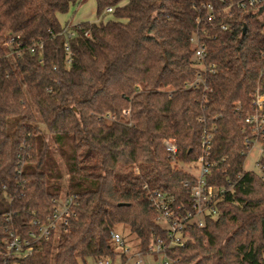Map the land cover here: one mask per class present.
<instances>
[{
    "label": "trees",
    "instance_id": "trees-1",
    "mask_svg": "<svg viewBox=\"0 0 264 264\" xmlns=\"http://www.w3.org/2000/svg\"><path fill=\"white\" fill-rule=\"evenodd\" d=\"M84 1L0 0V254L10 233L37 230L63 195L74 196L67 223L29 264L113 259L112 231L142 252L166 243L151 195L190 207L195 181L181 165L198 160L210 131L217 214L164 252L171 264H264V155L259 172L244 169L245 117L264 84V5L94 0L96 20L60 23ZM193 37L206 45L202 63Z\"/></svg>",
    "mask_w": 264,
    "mask_h": 264
},
{
    "label": "built area",
    "instance_id": "built-area-1",
    "mask_svg": "<svg viewBox=\"0 0 264 264\" xmlns=\"http://www.w3.org/2000/svg\"><path fill=\"white\" fill-rule=\"evenodd\" d=\"M238 5L241 8L264 5V0H241ZM207 8L211 9V6L207 5ZM106 11L111 12V8H107ZM72 35L71 32L67 33L68 37ZM192 43L194 44L193 56L202 63L207 53L206 45L198 37H193ZM65 51L69 52L68 46H65ZM208 67L211 71L214 65L210 64ZM201 81L197 77L190 83V86L196 87ZM245 124L251 129V137L247 136L244 139L245 150L248 154L253 143L259 141L262 145L264 137V84H259L254 91V109L245 117ZM211 136L210 131H204L201 135L202 155L191 164L181 165V168L190 173L195 181L190 188L191 202L188 209H182V206L178 205L173 207L174 197L163 192L155 191L151 195L152 205L158 211V223L164 221L166 224V227L162 228L167 232V242L158 240L155 244H150L146 252H142L139 248L132 250L120 232L112 231L111 238L119 253L113 259L109 256L95 259L94 264H114L117 258H119V264H171L173 260L165 254V248L184 245L190 238L187 231L188 226L203 227L206 217H214L217 214L214 203L222 190H217L207 183L210 163L204 159L210 148ZM163 146L172 157L177 152L176 143L171 138L164 139ZM262 152L264 155L263 145ZM73 202V195L60 197L46 222L38 224L37 230L30 232L27 237H19L10 233L5 250L0 254L3 258L2 264H29V256L41 248L43 241L51 236H58L61 227L67 223Z\"/></svg>",
    "mask_w": 264,
    "mask_h": 264
},
{
    "label": "rangeland",
    "instance_id": "rangeland-1",
    "mask_svg": "<svg viewBox=\"0 0 264 264\" xmlns=\"http://www.w3.org/2000/svg\"><path fill=\"white\" fill-rule=\"evenodd\" d=\"M60 23L65 24V22H79V21H93L96 20V14H95V1L94 0H85L82 3H75L74 5L70 6L69 10L64 13L60 14L59 16ZM263 154L262 152V145L261 143L255 142L253 143L251 149L249 150L247 157L244 162V169L246 170H252L255 172H259V167L257 164V160L259 157ZM57 161L60 166H62L60 159L56 155ZM186 167V166H184ZM159 224L161 227H166V224L164 221H159ZM122 234H126V231L121 232ZM127 240L128 246L132 248V250H136L138 247L135 244V240L133 236L127 234L125 237ZM119 258L115 260L114 264H119ZM88 264H94V261L89 259Z\"/></svg>",
    "mask_w": 264,
    "mask_h": 264
},
{
    "label": "crops",
    "instance_id": "crops-1",
    "mask_svg": "<svg viewBox=\"0 0 264 264\" xmlns=\"http://www.w3.org/2000/svg\"><path fill=\"white\" fill-rule=\"evenodd\" d=\"M60 15V14H59ZM58 15V16H59ZM58 19H59V17H58ZM80 22V21H79ZM65 23H67V24H76V23H78V22H69V21H67V22H65ZM61 24H63V23H61Z\"/></svg>",
    "mask_w": 264,
    "mask_h": 264
}]
</instances>
